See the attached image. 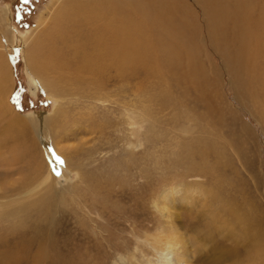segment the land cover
<instances>
[{
	"label": "rangeland",
	"instance_id": "374dc122",
	"mask_svg": "<svg viewBox=\"0 0 264 264\" xmlns=\"http://www.w3.org/2000/svg\"><path fill=\"white\" fill-rule=\"evenodd\" d=\"M139 1L133 0L130 18L146 31L148 61L122 71L85 70L76 76L83 88L66 87L64 99L47 94L27 71L23 52L10 49L8 33L0 30V62L13 76L11 105L22 116L54 115L58 99L67 114H58L54 125L51 119L44 144L26 122L23 138L6 149L0 145V196L5 173H12L10 190L22 189L25 179L39 183L50 165L53 174L51 201L37 198L20 215L0 214V264H178L156 241L167 220L165 203L172 206L180 250L193 251L183 264H256L264 252V44L252 38L264 0H248L250 14L241 0ZM52 2L0 0V6L11 13L19 40L34 36L42 19L52 22ZM80 18L72 36L80 33L86 41L84 34H100ZM243 20L248 27H240ZM240 38L247 44L232 48ZM252 50L260 57L249 65L242 56ZM75 53L67 48L66 57ZM53 153L66 168L56 165ZM181 185H192L187 194L193 199L181 191L177 199L165 198ZM218 213L231 220L232 232L210 220Z\"/></svg>",
	"mask_w": 264,
	"mask_h": 264
},
{
	"label": "bare ground",
	"instance_id": "6f19581e",
	"mask_svg": "<svg viewBox=\"0 0 264 264\" xmlns=\"http://www.w3.org/2000/svg\"><path fill=\"white\" fill-rule=\"evenodd\" d=\"M53 1H55V3L52 2L54 4L53 7L55 10L52 9L53 15L50 13L51 18L52 16L54 17L52 22L48 24L47 20L49 19H42L40 25L42 30L38 27V32L34 33V36H31L32 39L26 35L20 37L19 40L16 38V31H14L15 28L11 23V13L7 10V8L0 6V30L2 31L1 35H7L8 33L9 36H7V40L9 42L8 46L10 47V49H12L14 52L16 49H19L21 52H23L25 56L24 58L27 62V71L30 74H34L35 76H37V79H40L41 85L43 86L44 90L50 96L52 95L53 98L59 97L61 99H64L65 95H68L66 87L68 88L72 85L76 86L77 84H80V88L82 89V85L84 82L81 83V81L76 76L81 78L83 76V73L86 74L84 72L85 70L95 72L96 74L102 73L105 70H110L111 72H114L116 70L122 71L127 65H132L136 60H139L142 63H146V61H148L146 59L148 47L146 31L143 28H136L132 22L133 19L130 18V16L133 15L132 13H135V9H137V6H135L134 8V3L136 5L138 0H134V3L132 0V4L128 0H96L93 3L91 2V0ZM213 1L218 3L219 0ZM229 1L230 0H228V2ZM241 1H244L242 3V8H244L247 13L250 14L253 9L250 3H248V0ZM154 2H156V0H154ZM140 3L141 0L138 4ZM71 7H75L73 14L69 13L71 12ZM80 8L82 12L81 10L79 11ZM144 10L146 11V13L150 14L151 9H149L147 5H144ZM80 12L85 22L88 23L89 21L92 26H96L95 29L99 28L100 34L94 33L93 36L90 37H88L87 34H84V40L86 41H83V39H81L83 35L80 33L75 34L74 36L71 35L72 32H75L77 30L74 27L80 22ZM223 14L227 15V12H224ZM114 18H121L123 21H114ZM248 26L249 22L247 20L241 21L240 27L246 28ZM240 27L238 24H236L232 29H234L235 33H238L240 32ZM91 30H93V27ZM102 31L104 32V34H101ZM89 32L91 33L92 31ZM75 36H77V38H74ZM253 37L258 41L262 40L261 44H264V17H261L260 22H257L256 31H253L252 34V38ZM74 42L76 44L75 46H72ZM236 42L237 43H235L232 48L237 47V44L242 42L247 44L244 38L237 39ZM183 46V42L180 40L178 46L180 48V51L182 50ZM72 47L75 49L76 53L72 56L66 57L67 48ZM26 48L28 49L26 50ZM2 50H0V54H4V49ZM165 53L167 54L166 50ZM140 54H142V56H140ZM241 56L242 54L240 55V57ZM242 57V61L245 60V62L249 63L250 65L252 64V62L257 61L260 55L258 51L254 52L252 50L250 55H245ZM166 58H170L168 54ZM249 70V74L253 76L252 66ZM71 71H73L74 74H72ZM50 75H52V78ZM12 81V71L8 69V67L6 68L5 66H3V64L0 62V123L3 124V132H5V137L3 140H1L0 143V145L3 146L2 149H6V146L8 145L10 147V145L16 141L17 137L23 138L21 135L25 133L26 122L31 123L34 133L39 138L38 140H40L44 144V141L47 139L51 128V124L49 126V122L52 119L53 125L54 123H57L58 114H61L62 118H66V108L64 109L62 106H60L62 102L56 99V108L54 111V115L49 114V112L43 111L35 115L31 114L30 116H22L8 101L10 92L12 91H10L11 88L9 87V83H11ZM55 146L58 152H61V150H63V146L60 145L59 141ZM0 152L4 153L2 152V150ZM54 155L56 154L53 153V156ZM5 157L7 158H4V160L1 157V159L3 160V162H1L2 164H6L8 163V161H10V158L8 156ZM66 161L69 164L70 158L68 156ZM56 165H58L59 167L61 166V168H66L64 163H56ZM40 170H42V168H40L37 172H40ZM2 174L4 173L2 172ZM5 175L6 176L4 182L6 183V186H4L5 188L2 187L3 189H5V193L0 196V214L10 216L20 215L24 212L25 207L27 208L28 206H31V203H33L35 199L37 200V198H40V200H44V203H48L49 201H51L47 197L50 194V182L52 183L51 177L53 174L51 165L50 170L48 174H46V176L42 177V175H40L42 181L37 183L36 181L25 179L24 181H22V189H17L15 186L13 187L15 188V190H10L12 188L9 187L10 185H8L7 180L10 178L12 179V173H5ZM187 186L188 185L175 186L172 190L167 191L164 196L166 198L170 195H174V199H177L181 191V194L183 192L186 198L193 199L192 196L187 194V188L191 187L192 185H189V187ZM189 189L190 191H194L193 187ZM17 190H19V192ZM201 204L202 203H200V205ZM12 205H15V207H12ZM161 208L165 210V216L167 220L165 221V224L160 231L163 236H160V238L158 237L159 239H156V241L163 247V250L166 249L168 250V253L170 252V254H174L177 257L178 264L190 262L192 260L193 251H181L179 243L175 240V238L177 239L176 232H178V230L173 229L174 227H177V225H175V222L173 220V212L170 211V209H172V206L168 207V205L165 203ZM209 210L211 211V208ZM205 212L208 211L205 210ZM211 216L213 215L209 214L208 218H211ZM212 219H214L215 222L225 225L226 228L229 229L230 232H232L233 227L231 224V220L227 218L224 220L221 216H219V213L213 216L210 220ZM201 242H204V240L198 239L196 241L197 244ZM192 247L194 248L195 246L192 245ZM185 258L187 260H185ZM256 258V264H263L261 260H264V252L261 251ZM235 264H240V262Z\"/></svg>",
	"mask_w": 264,
	"mask_h": 264
},
{
	"label": "snow or ice",
	"instance_id": "6c2138e0",
	"mask_svg": "<svg viewBox=\"0 0 264 264\" xmlns=\"http://www.w3.org/2000/svg\"><path fill=\"white\" fill-rule=\"evenodd\" d=\"M54 160L58 164H63L64 163V160L59 155H54ZM53 172H54L55 175H60L59 171H57L56 169H53Z\"/></svg>",
	"mask_w": 264,
	"mask_h": 264
}]
</instances>
